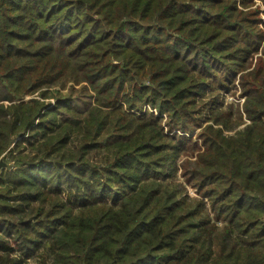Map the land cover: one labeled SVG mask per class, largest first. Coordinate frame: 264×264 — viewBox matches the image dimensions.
<instances>
[{
	"label": "trees",
	"instance_id": "trees-1",
	"mask_svg": "<svg viewBox=\"0 0 264 264\" xmlns=\"http://www.w3.org/2000/svg\"><path fill=\"white\" fill-rule=\"evenodd\" d=\"M1 157L0 264H264V0H0Z\"/></svg>",
	"mask_w": 264,
	"mask_h": 264
},
{
	"label": "rangeland",
	"instance_id": "rangeland-1",
	"mask_svg": "<svg viewBox=\"0 0 264 264\" xmlns=\"http://www.w3.org/2000/svg\"><path fill=\"white\" fill-rule=\"evenodd\" d=\"M258 6H260V3L258 2L257 3ZM253 63L255 64V61H253ZM238 88V87H237ZM209 92H207V94L202 97L203 98V102H200L199 105L201 103H205L204 104V114H207V107L206 106H209V102L211 100V98L215 95L216 96V93L215 94H211V95H208ZM219 97V101H225L224 102V105L226 103H233L235 105H238L240 108L242 107V103L244 101V98H242L240 96V90L237 89L236 91L233 90L232 92H230V94H227V95H223V94H219L218 95ZM202 98H198L199 100H201ZM243 122H246V120H242ZM247 123V122H246ZM244 125H242L241 127H243ZM240 127V128H241ZM198 131V130H197ZM35 145V144H34ZM34 152V150H31L30 146L29 145H25V148L24 150L22 151V154L26 155V154H29V155H32ZM101 154V153H100ZM95 156H98V155H95ZM99 157V156H98ZM95 159V158H94ZM0 173L1 172H4V171H9L14 165H16L14 162H9L8 160H6L5 158L1 157L0 158ZM186 187V191H185V194H189V196L191 197H196V190L194 188H192L191 186L189 185H185ZM32 264H34L32 262Z\"/></svg>",
	"mask_w": 264,
	"mask_h": 264
},
{
	"label": "water",
	"instance_id": "water-1",
	"mask_svg": "<svg viewBox=\"0 0 264 264\" xmlns=\"http://www.w3.org/2000/svg\"><path fill=\"white\" fill-rule=\"evenodd\" d=\"M0 166H1V164H0Z\"/></svg>",
	"mask_w": 264,
	"mask_h": 264
}]
</instances>
